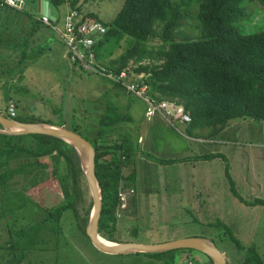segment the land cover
I'll list each match as a JSON object with an SVG mask.
<instances>
[{"label":"rangeland","instance_id":"rangeland-1","mask_svg":"<svg viewBox=\"0 0 264 264\" xmlns=\"http://www.w3.org/2000/svg\"><path fill=\"white\" fill-rule=\"evenodd\" d=\"M124 1L79 0V5L83 14L97 15L105 22L115 17ZM247 4L248 1L243 6ZM50 7L58 15V24L62 28L66 14L73 9L70 0L58 6L50 2ZM197 11L198 4H195L192 7L194 19ZM247 11L252 17L245 26L252 31L264 29V6L253 2ZM32 12H37L35 0H24L21 9L7 7L4 10L10 16L21 15L25 21H28L27 14ZM20 23L15 21L7 31L20 33ZM195 23L189 18L185 26ZM191 29L195 34L200 32L199 27ZM52 31L54 40L58 39L57 34L61 38L56 30ZM3 37L0 33V39ZM30 42L33 43L32 38ZM151 44L157 47L160 41L156 38ZM2 45L7 48L5 39ZM21 46L28 54L24 61L6 56L7 52L0 49V56L4 55L0 57V104H6L5 109L0 106V113L8 112V100L14 99L18 102L20 117H39L66 126L77 122L80 131L89 136L85 127L91 125L94 130L99 116L113 101L120 112L133 119L122 122L109 140L118 138L119 131L135 133L137 125L141 132L147 133L145 128L149 123L144 116L146 103L142 98L125 94L109 80L89 74L66 59L64 64L56 49L38 55L27 42L22 40ZM19 53L18 50L17 56ZM231 121L218 136L221 142L205 145L206 151L215 148L216 152L220 151L217 153H224L228 158L203 160L189 155L187 160L162 164L161 159L179 158L177 152L187 150L192 142L186 134H180L161 118L153 120L152 130L147 133L153 147L146 148L148 140L145 138V144L140 143L136 177L132 181L136 186L135 195L129 197L127 206L119 210L115 242L159 243L202 235L216 241L230 264H238V259L245 253L232 241L236 238L244 246H255L264 263V205L246 199V194L236 189L228 174L233 165L229 153L234 139ZM206 129L198 130L199 134L206 136ZM198 131L192 136H198ZM198 160L202 161L196 162ZM7 172L11 177L7 184L0 186V264H145L150 261L136 253L108 254L98 250L81 230L70 209L64 211L60 220L48 217L49 211L65 202L60 182L67 173L64 164L58 165L51 156L38 158L16 153L10 158ZM89 197L88 192L86 199ZM255 205L259 208L248 207ZM257 216L258 220L255 219ZM227 227L230 235L226 234ZM193 254H177L176 257L183 261V256H191L190 264H195L193 257L202 255Z\"/></svg>","mask_w":264,"mask_h":264},{"label":"trees","instance_id":"trees-1","mask_svg":"<svg viewBox=\"0 0 264 264\" xmlns=\"http://www.w3.org/2000/svg\"><path fill=\"white\" fill-rule=\"evenodd\" d=\"M49 1L55 6L67 2ZM247 1V6H243ZM253 2L264 6V0H125L115 17L104 22L107 32L95 45L96 61L107 71L116 73L133 63L135 71L147 74L152 97L157 101H174L191 115L190 132L207 128L206 135L212 138L218 137L231 120H264V29L252 31L245 26L251 22L252 13L247 8ZM195 4L198 11L194 19L192 7ZM70 6L81 11L79 0H70ZM55 16L59 23L58 15ZM189 18L196 23L185 26ZM191 27H199L200 32L195 34ZM156 38L160 41L157 47L151 44ZM119 49L123 50L117 53ZM105 79L127 93L119 82ZM107 105L94 130L91 125L85 127L89 136L80 131L77 122L68 127L86 137L96 150V173L104 202L99 233L107 240L117 241L119 189L121 186L136 188L132 181L136 177L139 145L132 130L119 131L118 138L109 140L122 122L132 121V116L120 112L113 101ZM0 114L12 118L9 112ZM12 119L53 123L19 115ZM16 153L38 158L51 156L58 165L66 166L67 173L60 180L65 202L49 211L48 217L60 220L64 211L70 209L88 237L85 229L93 202L90 197L86 199L89 188L75 147L51 135L0 133V186L7 184L11 177L7 169L10 158ZM220 156L227 157L224 153L196 155L203 160ZM187 159H161V162ZM254 201L264 204V199ZM227 233L230 235L229 227ZM232 241L245 253L238 264H264L255 246H244L236 238ZM183 253L202 255L193 257L195 264H214L210 257L190 248L136 254L150 259L145 264H190L191 256H183V261L176 257Z\"/></svg>","mask_w":264,"mask_h":264},{"label":"crops","instance_id":"crops-1","mask_svg":"<svg viewBox=\"0 0 264 264\" xmlns=\"http://www.w3.org/2000/svg\"><path fill=\"white\" fill-rule=\"evenodd\" d=\"M35 2H37V12H32V14L28 13V21H25L24 17H22L21 15L10 16L8 14H5L4 10H6L7 8L0 7V33L2 37L4 36L2 39H0V49H3L7 52L4 55L9 57L13 56L10 58H19L20 60L24 61L28 58V54L25 53V49L22 50L21 42L23 40V42H27L31 46L32 52H35V54L38 55H44L47 51L50 52L56 49L61 59H63V63L66 64L65 59L68 61L70 60L68 58V54L63 41H61V38L58 34V39L54 40L53 37H51L52 33L50 32V30L52 31V29L39 20L38 16L40 15V13L38 12V0H35ZM20 18V21L16 20ZM15 21L19 23L21 22L20 33L14 30L7 31L8 26H12ZM5 25L7 26L6 30H4ZM20 28H18L17 30H20ZM52 32L54 33V31ZM31 38L33 39V43L30 42ZM4 39L7 48H4L2 45ZM15 46H18L19 49ZM9 47H12L14 51ZM18 50L20 52L19 56H17ZM4 55H1L0 57ZM70 63L72 62L70 61ZM16 103L18 106V102ZM5 105L6 104L3 105V103L0 104L1 108L3 106V109H5ZM156 117H154L151 121H148L146 119L149 124L146 126L145 130L148 134L150 133V130H152V122ZM137 126L138 127L135 132V138L137 139L139 149L140 143L145 144V141L143 142L144 138L148 140V143L145 144L146 148L150 149L151 147H153L151 138L148 139V136L150 135H148L144 131L141 132L140 125ZM179 126L184 127L183 129L181 127V130H183L184 133H179L186 134L185 137L189 138L192 143L189 145L190 147H188L187 150L177 152L179 154L176 155L180 157H188L189 155L196 156L204 153L220 152H216L215 148L212 151L205 150V145L221 142L219 137L208 138L207 135H200L198 130H195L198 131V136L194 137L192 135L195 131H188V124L180 122ZM230 129L234 136V139L231 142V147L229 149V153H231L232 155L233 164L232 169L230 167L229 171L232 183L233 185H235L237 190H242L246 194V199H264V120L256 121L251 118L233 120L231 121ZM138 155L136 156V159H138ZM200 161L202 160H198L196 162ZM136 162L138 164V161ZM161 163L165 164L166 162ZM261 205L264 204L261 203ZM248 207H251L252 209L259 208V206L257 205ZM255 219L258 220V216Z\"/></svg>","mask_w":264,"mask_h":264},{"label":"built area","instance_id":"built-area-1","mask_svg":"<svg viewBox=\"0 0 264 264\" xmlns=\"http://www.w3.org/2000/svg\"><path fill=\"white\" fill-rule=\"evenodd\" d=\"M24 0H0V7H12L21 9ZM39 20L52 30H56L66 48L69 60L89 74L114 80L122 84L127 93L134 94L142 98L146 103L145 118L151 121L154 117L159 116L172 128L178 132L184 133L179 123H190L191 115L185 111L184 107L174 101L162 100L157 101L149 93L147 83V74L135 71L132 66L125 68L121 72L107 71L96 61L95 45L107 32V27L100 19L92 18L83 14L77 9L70 10L66 14L62 28L59 26L57 19L52 20L47 15L40 14ZM7 111L13 117L18 115L17 103L14 99H9ZM135 195V189L132 187L121 186L119 189L120 207L119 210L126 207L129 197Z\"/></svg>","mask_w":264,"mask_h":264},{"label":"water","instance_id":"water-1","mask_svg":"<svg viewBox=\"0 0 264 264\" xmlns=\"http://www.w3.org/2000/svg\"><path fill=\"white\" fill-rule=\"evenodd\" d=\"M38 12L56 20L49 0H38ZM0 133L7 135L45 134L71 143L81 161L93 206L86 226V233L93 245L108 254L158 253L174 249H195L204 253L214 264H229L219 246L209 237L191 235L159 243L135 241L115 242L103 238L99 233V221L102 213L103 195L96 173V150L92 143L80 133L66 125L48 122H23L0 114Z\"/></svg>","mask_w":264,"mask_h":264},{"label":"flooded vegetation","instance_id":"flooded-vegetation-1","mask_svg":"<svg viewBox=\"0 0 264 264\" xmlns=\"http://www.w3.org/2000/svg\"><path fill=\"white\" fill-rule=\"evenodd\" d=\"M229 264H230V262H229Z\"/></svg>","mask_w":264,"mask_h":264}]
</instances>
